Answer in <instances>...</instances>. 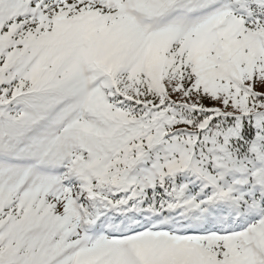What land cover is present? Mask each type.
Instances as JSON below:
<instances>
[{
	"label": "snow or ice",
	"instance_id": "obj_1",
	"mask_svg": "<svg viewBox=\"0 0 264 264\" xmlns=\"http://www.w3.org/2000/svg\"><path fill=\"white\" fill-rule=\"evenodd\" d=\"M0 264H264V0H0Z\"/></svg>",
	"mask_w": 264,
	"mask_h": 264
}]
</instances>
